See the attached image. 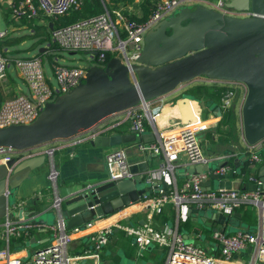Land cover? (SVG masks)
I'll use <instances>...</instances> for the list:
<instances>
[{"label": "built area", "instance_id": "built-area-1", "mask_svg": "<svg viewBox=\"0 0 264 264\" xmlns=\"http://www.w3.org/2000/svg\"><path fill=\"white\" fill-rule=\"evenodd\" d=\"M228 0H216L212 9L230 17L247 18L254 14L250 10L235 11L225 6ZM193 0H159L150 7V13L143 21H137L125 14L121 9L104 12L76 21L66 26L54 27L51 30L52 43L62 51L69 53L96 52L92 57L98 64L105 61L106 54L112 53L128 67L137 64L143 49L145 34L160 21L172 15L179 7L192 4ZM4 10L15 21H29L41 13L47 18L58 19L79 10L82 0H0ZM264 19V16H263ZM5 30H0V40L7 37ZM116 54V56H115ZM118 55V56H117ZM122 57V58H121ZM64 62V60H63ZM62 62V63H63ZM58 61L50 65V75L46 74L43 61L40 57L16 58L13 65L27 94H19L12 99L5 100L0 105V129L10 126L30 125L33 123L47 103L53 102L57 97L69 93L76 88L86 75L89 66H65ZM8 58L0 52V81L6 78ZM102 67V66H101ZM196 84L223 88L218 108L222 112L230 110L236 103L241 107L247 94V88L240 82H218L206 78L196 79ZM165 108L164 96L141 102L123 112L114 114L93 126L89 131L73 137V145L104 136L120 125L127 123L131 134L136 140L125 146H118L105 156L107 181L133 180L137 174L130 171L127 150L133 148L144 156H162L164 163L156 172L144 175V182L150 187L151 193H145L133 204L139 206L144 213L142 225H121L125 216L112 222L90 235L91 249L78 255H68L67 248L73 241V236L82 228L92 224L66 229V222L61 216V198L57 194L58 171L53 159V149L46 151L49 158L47 179L53 190L51 207L56 211V222L53 225L34 224L32 219L13 218L10 213L0 222V264H102L101 253L109 243L113 229L121 230L126 236L133 239L138 252L155 246L166 251L164 264H264V186L263 182L254 176L240 173L228 161L237 157L235 152L224 153L212 157L205 156L204 151L208 142L202 139V132L206 127L197 124L169 125L158 128V139L152 143H144L141 136L147 133L150 122L157 127L156 122ZM216 124L220 117L213 115ZM242 126L240 121V128ZM202 136V137H201ZM244 150L242 156L246 162V170L264 163V140L254 146H249L243 139ZM22 155L21 151L0 147V165H5L11 159ZM180 157H184L189 167L209 166L210 161H218L216 169L202 171L184 179L180 186L176 182L175 165ZM246 181L252 188H216L203 187V183L219 181ZM163 180L168 189L159 188L157 181ZM233 185V182H232ZM38 192L33 196L34 201L41 198ZM166 204L172 205L180 218L186 221L190 217L200 218L204 213L218 212L221 216L230 218L240 209L247 210L248 206L254 208L257 216V228L252 232L248 228H239L233 234L223 231H212L211 238L215 246L204 249L195 243H189L179 233L178 225L173 229L159 230L155 227L154 217ZM131 205V206H133ZM130 207V206H129ZM115 214L121 213L124 209ZM187 214L189 216H187ZM50 232L51 241L47 246L33 251L29 260L23 257H13L10 252V240L27 237L30 231ZM198 239V236L196 237ZM244 255L247 257L244 258ZM237 259H236V258Z\"/></svg>", "mask_w": 264, "mask_h": 264}, {"label": "water", "instance_id": "water-1", "mask_svg": "<svg viewBox=\"0 0 264 264\" xmlns=\"http://www.w3.org/2000/svg\"><path fill=\"white\" fill-rule=\"evenodd\" d=\"M225 6L235 11L250 10L254 15L238 18L203 5L179 7L145 34L137 64L128 67L112 57L102 67H89L83 83L47 103L33 123L0 129V147L23 154L57 140L71 139L114 114L172 94L179 86L191 84L198 78L244 84L247 94L240 112L242 136L249 146L263 141L264 0H228ZM52 26L51 23L48 25L50 31ZM84 54L97 55L94 51ZM216 115L221 116L219 108ZM150 128V133L141 136L144 143L158 139L157 128L152 122ZM135 140L133 134H113L89 142L97 147L111 148ZM46 160V154L33 158L15 157L0 165V221L13 212L10 199L20 184ZM261 169L264 171V167ZM209 170V166L189 167L187 178ZM130 171L137 174L133 180H105L62 199L60 210L66 229L84 226L135 204L147 192L137 188L141 174L147 172V165L145 162L133 164ZM258 178L264 186V174L259 173ZM210 186L212 182L203 183V187ZM232 186L239 188L231 181L217 184L218 188L230 189ZM220 216L218 212L210 213V217L204 213L201 220L217 221ZM32 223L43 224L37 220ZM217 230L221 231L219 226L213 228V231Z\"/></svg>", "mask_w": 264, "mask_h": 264}, {"label": "crops", "instance_id": "crops-1", "mask_svg": "<svg viewBox=\"0 0 264 264\" xmlns=\"http://www.w3.org/2000/svg\"><path fill=\"white\" fill-rule=\"evenodd\" d=\"M157 1L159 0H149L150 7ZM84 2L85 0H82L81 8ZM90 2L91 0H88V3ZM101 2L104 5L102 0ZM104 2H107V0H104ZM143 2L144 0H132V2H127V1L121 2L117 4L116 8H113L111 11L121 9L127 15L140 18L142 16L141 4ZM215 2L216 0H193L192 5H203L212 9V6L214 5ZM132 5L137 6L138 10H134L135 12L131 11L132 9H130L129 6ZM119 6L121 7L124 6L125 9ZM0 12L1 15L4 16L8 14L7 11L4 10L1 4H0ZM30 21H32V19L29 21L14 20L10 22L11 24L8 25V27H11L10 33L12 32L13 35L12 34L9 36L7 35V37L0 40V49L2 50V52L5 53V56L8 58L6 78L4 81H0V105L5 100L12 99L19 94H25V95L27 94V89L23 85L18 73L14 68L13 60L16 58H29L37 55L34 53L32 54L30 52L32 48L31 49L25 48L26 41L24 39L25 37L30 35H25V33L24 34L17 33V31L19 32L20 30H23L26 26H28ZM54 27L55 26H52V29ZM26 29L28 28L26 27ZM4 30L7 31V29ZM49 37L51 39V35H49ZM39 51H42L40 52V54L46 55L48 57L49 68L45 70H46V74L50 75V65L52 64L50 62L51 60L52 62H54L55 60L49 57L51 53L50 51H48V49H44V50L39 49ZM40 58L42 59V57ZM178 97L173 98V95L170 94L164 96L165 107L168 106V110H166L165 113H162L158 117L156 122L157 125L156 128L157 129L164 128L171 124L180 125V126L181 124L182 125H186L190 123L197 124L198 122L195 123L192 118H194V114H198V119L202 122L206 121V124L209 123L208 120H212L211 124H209L202 132L204 141L206 142H208L207 140L208 133L212 134V142H210V145L212 146L214 142H217V138H219L218 134L213 133L214 132L213 129L220 122L221 116H217L216 112H214L211 113V115L208 118L201 120L200 117L202 116L203 109L199 104V102L195 100H191L187 97L186 98H178ZM232 110L235 112L237 116V129H238L239 139L237 144L232 146L230 149L231 151L228 152V153L235 152L237 154V157L229 160L228 164L233 168H237L240 173H244L246 175H251L258 178L259 173L264 174V171H262L261 169L262 167H264V163L260 165H256L250 170H246L245 168V171H241V165L245 164V160L242 156V152L244 150V142H243L242 132L239 129L241 117L239 115L240 109L238 103L234 105ZM184 115H187V118H185ZM213 115L220 117V120L216 124L214 123ZM151 131H152L151 128L148 127L147 133H150ZM113 134L124 135V134H131V132L128 128V124L124 123L106 135H113ZM72 140L73 139L57 140L49 144L30 149L29 151L23 153L19 157V158H33L46 154V151L50 149L54 150L52 161L54 163L56 170L59 173L57 182L60 184L59 186L60 193L59 190L57 189V194L59 195L61 200L67 198L75 191L105 181L107 179L105 156L107 153L113 151V149L119 148L118 146L111 148L97 147L95 144L89 141H85L73 145ZM207 152H215V151L209 148ZM128 162L131 165L145 162L147 165L146 173H148V172L158 171L162 166V164L164 163V159L162 156L147 157L141 154L139 155L130 154L128 156ZM49 163L50 160L47 157L45 163L42 164L37 169L31 171L29 174V178L27 180H24L17 188L15 192V203L12 206L13 212L10 213V215L13 218L16 219L22 215L23 218H25V220L30 218L32 219V221L37 220L38 222H42L47 226L53 225L56 222L57 213L55 210L50 208L53 199V192L49 190L51 186L47 179ZM175 168H176L175 169L176 182L180 186L182 181L184 179H187L188 176L187 169L189 168V166L187 165V162L184 157L179 158V160L175 165ZM143 178L144 175L142 176L141 179V181L144 182ZM228 178L232 180L234 186H237L238 184L241 190L252 188V184L247 183L246 181H236L233 177H228ZM157 184L158 186L153 190H157L159 188H162L164 190L168 189L167 184H165L163 180L157 181ZM143 189L147 190L146 193L152 194V191L149 186H146V188ZM38 192H40L42 195L40 200L35 202L33 196ZM133 206H130L128 208H131ZM51 210H53V212ZM244 212H246L245 209H240L234 212L233 215L234 214L235 215L233 216L234 218L233 221L232 219L231 221H228V218L223 216H220L221 218L219 217L217 221L212 219H206L205 221L204 220L201 221L208 223L212 231L213 228L217 226H219L221 231L225 233L227 229L232 227H235L237 230L239 228L250 229V225L249 223H247L250 222V220H247L245 218L243 214ZM115 213L116 212L91 222L92 224L90 225V227L85 229L82 228L80 232L76 233L73 236V241L67 248L68 255H78L83 253L84 251L90 250L91 249V243L89 242L90 235L96 233L103 227L107 226L108 224L104 225L105 221L108 218H112L115 215H117ZM187 216L189 215L187 214ZM126 217L127 220H125ZM187 219L186 221H183L181 218L179 220L175 208L172 205L166 204L161 208L160 213L154 217V224H156L155 227H157L159 230L160 229L163 230L164 228H167L166 229L167 231L168 229H173V227H175L176 224L178 225V229L179 227L180 229H182V225H184L186 222H189L188 224L189 229L188 230L182 229L179 232L185 238V240H187L188 238H192L193 229H191L190 223L193 220H195L191 218V215ZM143 220H144V213L143 211L140 210L139 207L138 211H132L129 212L127 215H125L124 220L120 222V224L134 226V225H139L140 222ZM0 222H2V220ZM169 225H172V227L169 228L168 227ZM21 238H23L22 241H19V239L10 240L9 243L10 252L13 254V257H17V258L23 257L24 259H29V256L33 254V251L30 249V245H37V246L49 245L51 241V234L50 232H39L36 229H33L30 231L29 236L21 237ZM0 247H1V243H0ZM161 252H163V250H159V248L155 246H151L146 250L142 251L141 253H139L138 248L134 246L133 239L131 237L126 236V234L123 233L121 230L113 229L109 243L102 250L101 258H102V264H126V262L128 263L131 260L134 261V264H141L144 263L145 261H149L150 264H153L154 259L156 257L158 258L159 253ZM246 257L247 256L244 255V258ZM163 260H165V258ZM123 261L125 263H123ZM159 261L160 260L157 259L155 261L156 264H158ZM88 263L89 261L82 262V264H88Z\"/></svg>", "mask_w": 264, "mask_h": 264}, {"label": "rangeland", "instance_id": "rangeland-1", "mask_svg": "<svg viewBox=\"0 0 264 264\" xmlns=\"http://www.w3.org/2000/svg\"><path fill=\"white\" fill-rule=\"evenodd\" d=\"M119 7H121V6H119ZM129 7H130V9H132L131 11H133V12H135L134 10H138L137 6L132 5ZM121 8L125 9L124 6ZM72 13L73 12H70L68 16L63 17V18H58V19L47 18L44 15H42L41 13H38L37 17L35 19H33L32 21H30L28 26H26L28 29H26V27H25L23 30H20L19 32L17 31V33H19V34L25 33V35H30V36L25 37V39H24L26 41L25 48H27V49L32 48V50L30 51L32 54L33 53L37 54L39 49H49L50 48V42L47 41V36L51 35V32L48 28V24L51 23L55 27H57L59 25L69 24L68 20H69ZM12 21H14V20H12L10 18L9 14H6L4 16V15H1V12H0V30L7 29L8 33H9L8 36L12 34V32L10 33L11 27H8V25H10L11 24L10 22H12ZM50 53H51V56H50L51 59L58 61L60 63H62L64 60V62L62 64L65 66H85V67L89 66V67H91V66L96 65L94 63L93 58L90 55H85L83 52H78V53H75L74 55H70V53L67 51L55 49L53 51H50ZM115 56H116V54H115ZM42 61H43V65H44L45 69H48L49 68V61H48V57L46 55L42 56ZM97 66H99V65H97ZM195 82L196 81L192 82L191 84H187V85L185 84V85L179 86L170 95H173V98H177L180 95V93L183 92L186 88L190 87V85L196 84ZM166 110H168V106H166L163 109L162 113H165ZM210 115H211V113H208V110H206V109H205V111L202 110V116L200 117V119L204 120V119L208 118ZM192 119L195 123L198 122L200 125H202L204 127H207L212 122V120H208L209 123L206 124V121H204V122L200 121L198 119V114H194V118H192ZM238 126H239V123H238ZM201 135L203 136V133ZM202 139H204V138L202 137ZM217 142H214L213 145L211 146L210 141L208 140V145L206 147V150H209V148H210L211 150H214L215 152L204 151L205 156H208V155H211L212 157L218 156V155L222 154V150L228 149L230 147L228 144V143H230V141L227 142L225 139H223L221 137L217 138ZM122 146H125V145H122ZM130 154L131 155H133V154L139 155V153H137L135 151V149L128 148L127 156H129ZM208 165H209L210 169L214 170L218 167L219 162L218 161H210ZM217 184H218L217 180L212 179L213 189L217 188ZM59 186H60V184L57 182V189L59 190V193H60V189H59L60 187ZM146 186L147 185L144 184L143 181H141L140 183H137L138 189L146 188ZM49 190L51 192H53V190L51 188ZM10 200H11V203L14 204L15 193ZM51 211L53 212V210H51ZM243 214H245L244 216L247 220H250V222H247L250 225L249 230L252 232L256 231L257 216H256L254 208H252L251 206H248L246 212H244ZM233 216H231L230 218H228V217H226V218H228V221H231V219L233 221V219H234ZM199 217L202 219V215H199ZM209 217H210V213H209ZM200 218L193 220L190 223V227H191V229H193V234H192V238L187 239V242L198 244L204 249H209L210 247L215 246V244L211 238L212 229L210 228L208 223L202 222ZM168 227L171 228L172 225H169ZM236 231H237V229L235 227H232V228L227 229L226 234H228V235L233 234ZM197 236H198V239H196ZM43 246H45V245H40V246L30 245V249L32 251H35L37 249L42 248ZM164 258H166V251L159 253L158 258L156 257L154 259L153 264H156L155 261L157 259L163 260ZM28 260L29 259H25V261H28ZM123 263H125V262L123 261ZM126 264H134V261L131 260L128 263L126 262ZM141 264H150V262L145 261L144 263H141Z\"/></svg>", "mask_w": 264, "mask_h": 264}, {"label": "trees", "instance_id": "trees-1", "mask_svg": "<svg viewBox=\"0 0 264 264\" xmlns=\"http://www.w3.org/2000/svg\"><path fill=\"white\" fill-rule=\"evenodd\" d=\"M104 5L102 4L101 0H91L90 3H88V0H85L83 3L82 8L79 10L72 11L68 23L72 24L76 21L82 20L84 18L92 17L95 15H99L104 12V7L111 11L113 8H116L117 4L121 2H132V0H107V2H104L102 0ZM142 9V16L140 18L132 17L134 20L137 21H143L146 19V17L150 13V4L149 0H144V2L141 4ZM66 24V25H69ZM62 25V26H66ZM47 41L50 42V48L48 51H53L55 49H58L51 41L50 37L47 36ZM0 52L5 56V53L2 52L0 49ZM43 54L37 53V57H42ZM51 54L49 55V57ZM114 55L112 53H107L104 63L98 64L96 59L94 60V63L99 66H104L106 62H108ZM51 58V57H50ZM51 60V59H50ZM52 63V60L51 62ZM223 92V88L217 87L216 85L206 86L201 84H194L190 85V87L186 88L183 92L180 93L178 98H189L191 100H195L199 102L202 109L205 111L208 110L210 113L216 112L217 107L219 106L221 93ZM213 133L218 134V137L225 139L227 142L230 141L229 148L222 150V153H228L231 150V147L237 144L239 139L238 129H237V116L235 112L230 109L225 112H222L221 120L217 124V126L213 129ZM211 132V131H209ZM208 133V139L210 142H212V134ZM246 168V162L245 164L241 165V171H245ZM245 215V214H244ZM188 220V219H187ZM189 222H186L184 225H182V229H189L188 226ZM179 227V232L180 230ZM23 238H19V241H22ZM161 250V249H159ZM164 252V251H163ZM164 260H160L158 264H163Z\"/></svg>", "mask_w": 264, "mask_h": 264}, {"label": "bare ground", "instance_id": "bare-ground-1", "mask_svg": "<svg viewBox=\"0 0 264 264\" xmlns=\"http://www.w3.org/2000/svg\"><path fill=\"white\" fill-rule=\"evenodd\" d=\"M138 209H139V206H133V207H131V208L124 209L121 213L115 215L114 217H112V218H108V219L105 221V224H104V225H106V224L110 225L109 223H112V222H114L116 219H119L120 217L127 215L129 212H132V211H138Z\"/></svg>", "mask_w": 264, "mask_h": 264}, {"label": "flooded vegetation", "instance_id": "flooded-vegetation-1", "mask_svg": "<svg viewBox=\"0 0 264 264\" xmlns=\"http://www.w3.org/2000/svg\"><path fill=\"white\" fill-rule=\"evenodd\" d=\"M186 23H187V22H186ZM186 23H184V25H185Z\"/></svg>", "mask_w": 264, "mask_h": 264}]
</instances>
